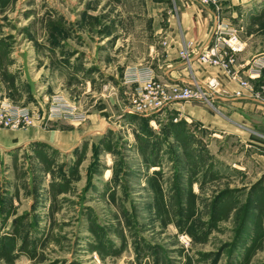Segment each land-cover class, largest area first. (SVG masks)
I'll return each instance as SVG.
<instances>
[{"label": "rangeland", "instance_id": "obj_1", "mask_svg": "<svg viewBox=\"0 0 264 264\" xmlns=\"http://www.w3.org/2000/svg\"><path fill=\"white\" fill-rule=\"evenodd\" d=\"M217 1L248 41L243 59L261 57L264 0L235 16ZM175 11L174 0H0V104L41 117L0 126V264H264V111L129 109L126 57L149 52L155 13L165 23ZM60 98L87 119H49ZM204 108L231 123H208ZM71 129L88 133L49 138Z\"/></svg>", "mask_w": 264, "mask_h": 264}, {"label": "crops", "instance_id": "obj_2", "mask_svg": "<svg viewBox=\"0 0 264 264\" xmlns=\"http://www.w3.org/2000/svg\"><path fill=\"white\" fill-rule=\"evenodd\" d=\"M252 1L254 0H231V5H225L223 9L227 13L234 12L233 14L235 16L236 13L241 10L240 8L242 7V5H247L248 2ZM174 4L176 6V11L173 15H169L167 17V21L165 23L161 22L165 19L164 16L162 17L163 14L155 13L156 17H158V22L153 25L154 32L152 35H155L156 39H154L155 41L153 43H149V52L143 53V49L138 46L134 48L135 50L132 54V51H130V53L126 57L127 65L123 68L122 73L120 75V81L123 85L125 84L126 74L133 73L136 74V77L139 78L142 77V75H144L145 73H147L148 70H152L158 78L170 82L180 83L189 82L193 77H195L199 81H207L210 78H213L218 75L216 69L202 66L197 60H195L193 64V74L186 67L185 62L179 56V49L182 48L185 42L192 41L194 46V58H196L199 51L211 42L214 35L218 14L220 15V18H222L223 22L236 27L238 30L239 28L233 23H231L229 19H227L225 16H221L223 11L216 13L213 6L201 5L196 0H174ZM159 10L164 11L163 8H159ZM138 29L139 28L137 26L136 30L138 31ZM136 37L139 38L138 35H136ZM241 37L245 42L246 48L244 52H242L238 56V65H236V69L240 71V73H245L247 63L253 62L254 59H262L264 57V54H261V57H245L246 59H243L244 55L247 52V47L249 45L248 41L242 35ZM262 47V51H264V39L262 41ZM253 56H255V54ZM222 78L223 88H220V91H217L213 96L214 104L217 108L216 111L225 113L230 112L231 116L234 117L238 113L241 116L242 114L246 113L247 110L253 111L254 109H257L264 111V103L252 97L249 92L244 91L245 94L242 96H236L234 94L235 91L241 89L240 84L236 80L226 79L224 77ZM251 81L256 82L257 79H252ZM125 85L131 86L130 84ZM176 104H174L173 108H177L175 106ZM190 111L187 110L186 113L189 116L191 115L192 117L193 114ZM207 111L208 108H204V120H206L208 123H215L212 125H218L223 127L227 126L226 120L229 121V119L224 120L225 117H223L222 113V116H220L222 118L219 117L220 119H218L217 117L215 118L213 115L208 116L207 114L209 113ZM60 119L75 125L81 124L80 122L78 123L63 118ZM236 120L237 119L233 118V122L236 123V126H239L237 125ZM233 124L234 123H232V125ZM228 125L230 124L228 123ZM239 127L241 128V126ZM59 132L60 135L49 136V138L52 141L54 140L63 144H68L69 141L76 142L78 139H82L83 135H86L84 133H88L80 132L78 129L62 131L59 130ZM236 133H238L242 141L246 143L247 136H245V134L241 135L240 133H243L241 131H236ZM58 137L62 138L63 140H60ZM7 138L8 137L3 138L6 143H8ZM78 141L76 143H78ZM10 143V145L17 144L19 143V141L16 140V136H14V139H11Z\"/></svg>", "mask_w": 264, "mask_h": 264}, {"label": "built area", "instance_id": "obj_3", "mask_svg": "<svg viewBox=\"0 0 264 264\" xmlns=\"http://www.w3.org/2000/svg\"><path fill=\"white\" fill-rule=\"evenodd\" d=\"M201 5H214L216 13H219V2L217 0H196ZM193 42H185L179 49V56L185 62L186 67L194 74L193 64L197 60L202 66L217 70L218 75L207 81H199L193 77L189 82H170L158 78L152 70H148L142 77L129 73L125 75V84L134 87L132 92V104L129 109L140 114L157 112L161 109H172L176 103L201 102L204 105L215 107L214 94L223 88V78L236 80L240 88L234 92L236 96L244 95V91L252 97L264 103V57L254 59L247 63L245 73L236 69L238 56L244 52L246 46L239 30L228 23L223 22L217 15V22L213 38L209 44L203 47L196 58H194ZM252 79L260 81L258 85ZM49 119L57 116L59 118L83 122L87 119L85 114L67 104L62 98L56 100L48 113ZM39 111L24 106H16L11 101H2L0 104V126L16 127L25 125L33 127L40 119Z\"/></svg>", "mask_w": 264, "mask_h": 264}, {"label": "bare ground", "instance_id": "obj_4", "mask_svg": "<svg viewBox=\"0 0 264 264\" xmlns=\"http://www.w3.org/2000/svg\"><path fill=\"white\" fill-rule=\"evenodd\" d=\"M106 173H107V175H109V173H110V170H108Z\"/></svg>", "mask_w": 264, "mask_h": 264}, {"label": "trees", "instance_id": "obj_5", "mask_svg": "<svg viewBox=\"0 0 264 264\" xmlns=\"http://www.w3.org/2000/svg\"><path fill=\"white\" fill-rule=\"evenodd\" d=\"M149 127V126H148Z\"/></svg>", "mask_w": 264, "mask_h": 264}]
</instances>
